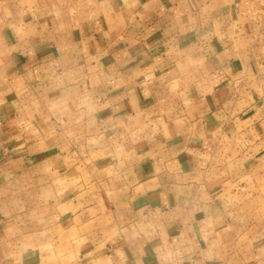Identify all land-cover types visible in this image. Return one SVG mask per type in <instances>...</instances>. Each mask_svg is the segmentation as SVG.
Segmentation results:
<instances>
[{"label":"crops","instance_id":"obj_1","mask_svg":"<svg viewBox=\"0 0 264 264\" xmlns=\"http://www.w3.org/2000/svg\"><path fill=\"white\" fill-rule=\"evenodd\" d=\"M0 264H264V0H0Z\"/></svg>","mask_w":264,"mask_h":264}]
</instances>
